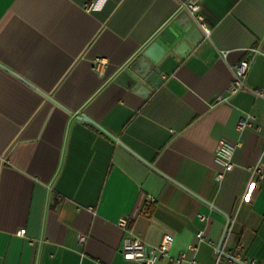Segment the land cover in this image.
Returning a JSON list of instances; mask_svg holds the SVG:
<instances>
[{
  "label": "crops",
  "instance_id": "0c3cea01",
  "mask_svg": "<svg viewBox=\"0 0 264 264\" xmlns=\"http://www.w3.org/2000/svg\"><path fill=\"white\" fill-rule=\"evenodd\" d=\"M185 3L210 35L174 54L157 88L132 85L131 64L152 42L175 41ZM245 58V87L230 95ZM254 89H264V0H0V264H141L123 259V238L152 247L165 234L173 258L264 264V179L252 174L264 172V99ZM222 142L236 146L234 168L217 180Z\"/></svg>",
  "mask_w": 264,
  "mask_h": 264
},
{
  "label": "built area",
  "instance_id": "2783aa9c",
  "mask_svg": "<svg viewBox=\"0 0 264 264\" xmlns=\"http://www.w3.org/2000/svg\"><path fill=\"white\" fill-rule=\"evenodd\" d=\"M189 15L193 18L198 28L203 32L205 36L210 35V28L205 23L202 15L199 12V6L195 3H185ZM92 8V5L87 7V11ZM251 53H256V49H249ZM229 51L223 50L219 54L222 58H226ZM106 65V62L103 59H97L94 61V69L97 72H101ZM250 68V59H242L238 63L233 65V79L229 86L228 93L230 95L237 93L240 89L245 87V79ZM253 94L264 99V89H254L252 90ZM249 126L248 120H242L238 123V130L241 131ZM236 146L229 142H222L217 148L214 160L216 164L220 167V171L216 175L217 180H221L225 173L230 172L234 168L233 163V154ZM252 174L257 176L258 179H264V172H261L259 169H253ZM146 201L149 203H154L155 198L153 196H147ZM201 220H204L203 216H199ZM119 226L124 230L127 227V220L120 219ZM200 242L205 241L203 237V232H199L197 235ZM84 236H79V242L84 243ZM174 238L171 235H163L160 243L157 246L149 247L141 239L126 235L122 240V245L120 248V253L124 260L134 261L141 264H154L160 257H168L171 260H174L177 264H196V260L186 259V254L182 253L177 257L170 256V248L173 244ZM189 249H194L192 246ZM242 264H258L255 260H249L241 258L240 255H237L233 258Z\"/></svg>",
  "mask_w": 264,
  "mask_h": 264
},
{
  "label": "water",
  "instance_id": "95a60500",
  "mask_svg": "<svg viewBox=\"0 0 264 264\" xmlns=\"http://www.w3.org/2000/svg\"><path fill=\"white\" fill-rule=\"evenodd\" d=\"M181 18H183V16H180V19ZM184 18H186V21L182 23L178 22L181 26V31L177 34L174 42L168 41L165 46H160L157 42H152L142 49L140 56L131 64L133 66H130V70H132L136 76L135 79L131 80L132 85L136 86L137 83L143 82L153 88H157L163 82L162 76H170L173 73V69L179 65L175 55L177 54L181 58H186L192 51V46L197 47L202 43V33L195 24L193 18L187 15H185ZM177 41L180 42L176 44ZM188 42L192 46H190ZM132 67H134L135 70ZM139 87H141L140 90L142 91L143 87ZM51 101L56 103L52 99ZM78 118L101 129L85 114H79ZM223 238L224 235L217 248V253L220 255H223L220 250ZM226 257L231 258L229 256ZM231 259L235 261V259Z\"/></svg>",
  "mask_w": 264,
  "mask_h": 264
}]
</instances>
